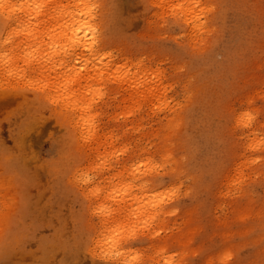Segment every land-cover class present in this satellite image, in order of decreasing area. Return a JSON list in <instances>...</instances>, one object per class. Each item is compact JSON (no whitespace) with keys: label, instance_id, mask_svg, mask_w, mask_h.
I'll return each mask as SVG.
<instances>
[{"label":"rangeland","instance_id":"rangeland-1","mask_svg":"<svg viewBox=\"0 0 264 264\" xmlns=\"http://www.w3.org/2000/svg\"><path fill=\"white\" fill-rule=\"evenodd\" d=\"M166 1L100 0L110 77L77 82L50 0H0V264H264V0Z\"/></svg>","mask_w":264,"mask_h":264},{"label":"bare ground","instance_id":"bare-ground-1","mask_svg":"<svg viewBox=\"0 0 264 264\" xmlns=\"http://www.w3.org/2000/svg\"><path fill=\"white\" fill-rule=\"evenodd\" d=\"M60 1H62V0H50V2H49L50 7L47 8L42 13V15H41V12L39 13L38 9L36 11L34 9L36 21L46 22L47 19L53 15V17L55 19L54 31H56V30L57 31L58 30L63 31V39H64V43L66 44L65 45L66 47L64 46L65 50L63 48L64 51H62L61 53H55L56 55L53 56L54 60L51 61V63H54V61L57 57L62 56V58L66 60V62L68 63V65L70 67L67 71L68 76L70 78H73V80L77 81V82H82V81L88 82L91 79V77L94 75H97V77L101 78V77H104V74H107V76L110 77V75L108 73L109 71L106 72L105 71L106 69H103V67H102V56L104 55V52H105V51L102 52V50L107 49L109 47L112 48L113 44L110 40H108V38L104 34V31H99L100 27L98 26L99 23L97 21L98 17H99L97 9L99 8L100 0H99V2L96 1L97 2V4L95 5L96 7H94L91 4L89 5L88 3H86V4L80 3V4H78L77 9L73 10V8H71L69 6V7H67V9L63 13L60 12V10L57 6ZM175 1L176 0H167L166 2H168L169 4L170 3L173 4ZM0 10H3V8L0 7ZM37 14L41 15V16L36 17ZM7 18L11 19V14H8ZM1 21L3 23L4 19H2ZM92 21H94V22H92ZM11 34H12V31L10 30L6 34L5 39L8 40V38H9V36H11ZM76 50H81L86 55L90 54V55H94L95 57L93 59L90 57L91 60H86V62L82 63V65L80 67H76V62L78 61V59H76V58L82 57V56H80V57H74L73 56V54H76L75 53ZM29 53L34 56L32 51ZM54 64H56V63H54ZM54 64H51L50 69L56 68L55 67L56 65H54ZM111 68H112V70H114L113 67H111ZM51 71L54 72V70H51ZM114 74L115 75L113 77L111 76L112 80L119 81V82L123 81L121 78L122 75H120L117 72H114ZM68 80L69 79L67 78V81ZM55 83H58V82L54 81L53 85H55ZM2 84H1V86H3ZM140 85H142V81L140 80V78L134 79L133 77H131L127 83L123 84L122 87H125L126 90H127V88H130V87L133 88L134 89L133 92L136 94V96L139 95L138 98L142 97L141 99L145 100L148 97H147V94L145 93V91L141 90ZM128 91L131 92V90H128ZM129 94L134 96L133 93L132 94L129 93ZM42 95L45 96L43 93H42ZM72 97H73L72 95H69V99L67 98L66 102L62 101L64 103L56 104V106H54L56 111L61 113V115L64 119H66L67 117H72V115L75 113L74 111L76 109H78L79 101H78V99H76V100L72 99ZM13 100H14V98L11 96H2V97L0 96V109L4 105H6L7 103H10ZM58 100H60V99L56 98V102H58ZM106 107H108V106H106ZM105 110H107V109H105ZM96 142H97V140H96ZM18 164H19V162L17 160H14V167H17ZM153 170H154L153 167H150L149 171L144 172L143 175L140 177V180L138 182H136L137 186L147 187L151 183L152 180L156 181L157 175H156L155 171H153ZM136 174L137 173L133 172V175H136ZM119 176H120V171H117L114 174V178H117ZM111 184H112V182L109 183V186ZM134 185H136V184H134ZM111 186H113V184ZM99 192H100V189H99ZM99 192H97V194ZM154 192L157 193L156 191H154ZM113 193H116L115 196L120 198L119 199L120 202H127V201L131 202L135 199V196L133 194L132 184H130L127 181H122L120 186L112 191V193H111L112 196L114 195ZM4 194L5 193H3L2 195H4ZM5 196L2 198H5ZM154 197H156V194H154ZM4 201H8V200L5 198ZM4 204H5V202H4ZM4 204H2V205L4 206ZM6 207H7V205H6ZM21 234H23V232H19L18 237ZM16 240H17V234L16 233L7 234L5 240L3 239V242H2V244H3V247L1 248L2 252L7 253L9 251L8 249H9L10 245L13 242L16 243Z\"/></svg>","mask_w":264,"mask_h":264}]
</instances>
